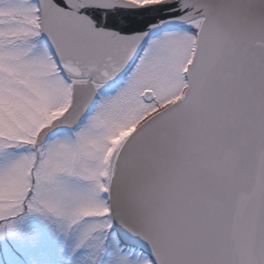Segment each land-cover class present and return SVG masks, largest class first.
I'll return each mask as SVG.
<instances>
[{"label": "snow or ice", "instance_id": "obj_1", "mask_svg": "<svg viewBox=\"0 0 264 264\" xmlns=\"http://www.w3.org/2000/svg\"><path fill=\"white\" fill-rule=\"evenodd\" d=\"M0 264H264V0H0Z\"/></svg>", "mask_w": 264, "mask_h": 264}]
</instances>
